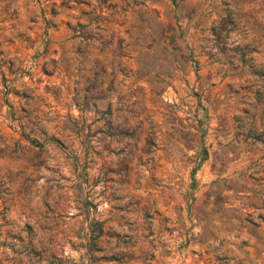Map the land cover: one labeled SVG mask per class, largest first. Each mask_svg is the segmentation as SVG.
Returning a JSON list of instances; mask_svg holds the SVG:
<instances>
[{"label":"rangeland","instance_id":"obj_1","mask_svg":"<svg viewBox=\"0 0 264 264\" xmlns=\"http://www.w3.org/2000/svg\"><path fill=\"white\" fill-rule=\"evenodd\" d=\"M0 264H264V0H0Z\"/></svg>","mask_w":264,"mask_h":264}]
</instances>
